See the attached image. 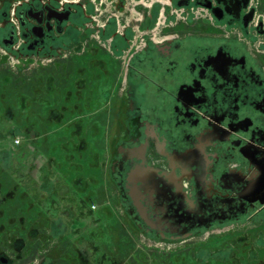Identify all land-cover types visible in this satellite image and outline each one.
Here are the masks:
<instances>
[{
	"label": "rangeland",
	"instance_id": "1",
	"mask_svg": "<svg viewBox=\"0 0 264 264\" xmlns=\"http://www.w3.org/2000/svg\"><path fill=\"white\" fill-rule=\"evenodd\" d=\"M201 2L0 0V149L17 139L42 145L31 153L30 174L0 161V264H264V208L161 241L136 228L110 174L127 138L119 80L130 48L156 41L165 17L174 25L160 35L225 40V18L210 19ZM162 5L172 8L164 17ZM46 9L69 17L51 20L50 32L43 27L35 53L22 28L35 24L29 11ZM231 26L229 40L237 41L238 24Z\"/></svg>",
	"mask_w": 264,
	"mask_h": 264
},
{
	"label": "flooded vegetation",
	"instance_id": "2",
	"mask_svg": "<svg viewBox=\"0 0 264 264\" xmlns=\"http://www.w3.org/2000/svg\"><path fill=\"white\" fill-rule=\"evenodd\" d=\"M194 1H202L210 19L225 18V40L160 35L174 25H165L166 17L156 41L137 38L119 80L127 138L110 160L133 224L167 242L264 208V22H253L264 16L262 0ZM164 7L172 10L162 5L161 17ZM27 14L35 24L21 35L35 53L43 27L50 32L51 20L69 17L54 9ZM232 23L237 41L228 37Z\"/></svg>",
	"mask_w": 264,
	"mask_h": 264
},
{
	"label": "crops",
	"instance_id": "3",
	"mask_svg": "<svg viewBox=\"0 0 264 264\" xmlns=\"http://www.w3.org/2000/svg\"><path fill=\"white\" fill-rule=\"evenodd\" d=\"M33 145L34 146H32V147L29 146V148H28L27 144L23 146L22 142L19 145H13V143L8 142L6 144V147L4 150L0 149L1 152L2 151L4 152V154H0V161L3 159L4 162H6V163H11V162L15 163V164H17V167L14 168L15 170H17L20 167L21 169L19 170V172L22 171L23 174H30L31 170H30L29 164L32 163V161H33L32 158L34 157V155H32L31 153L33 151H35V149L36 150L39 149L40 151H42V147H41L42 145H39V144H33ZM23 148H28V149L32 148V149H30L29 154L23 155L22 154ZM51 152H52V150H50V152H46V154L48 155V153H50V155H51ZM46 158H47V156H46ZM0 170L3 171L2 169H0ZM4 170H6V169H4ZM7 171L11 172L10 170H7ZM15 172H18V171H15ZM95 181H96V178H95ZM89 186L96 187L95 184L93 185V181H92V184Z\"/></svg>",
	"mask_w": 264,
	"mask_h": 264
}]
</instances>
